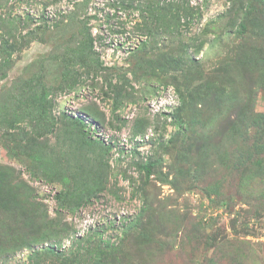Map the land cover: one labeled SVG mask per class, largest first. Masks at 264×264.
Listing matches in <instances>:
<instances>
[{
    "label": "rangeland",
    "instance_id": "rangeland-1",
    "mask_svg": "<svg viewBox=\"0 0 264 264\" xmlns=\"http://www.w3.org/2000/svg\"><path fill=\"white\" fill-rule=\"evenodd\" d=\"M75 9L84 25L53 32ZM0 21L21 46L0 178L30 212L7 229L1 206L0 264H264V2L0 0Z\"/></svg>",
    "mask_w": 264,
    "mask_h": 264
},
{
    "label": "trees",
    "instance_id": "trees-1",
    "mask_svg": "<svg viewBox=\"0 0 264 264\" xmlns=\"http://www.w3.org/2000/svg\"><path fill=\"white\" fill-rule=\"evenodd\" d=\"M256 2H264V0H255ZM85 4L80 5L79 8H84ZM169 8L168 10H170V4L168 5ZM165 10L167 8H164ZM79 9H75L74 11L70 12L69 15L66 16V23L63 24V22H57V23H53L52 26L54 28L53 32L56 33H62L64 35V31L69 29H73L75 26L79 25H84V20L85 19H80L79 18V14L78 11ZM167 12V11H166ZM75 18H77V20H75ZM77 23V24H76ZM41 27H37V31H41L42 32H47L49 31L48 29V25L46 21H43ZM240 33L239 34H244V32L246 31V25L244 23H240ZM14 25L12 24L11 21H0V73L2 75V77H6V73L3 72V67L5 66H9V64L11 63V56L13 54L14 51H18L20 50V44H19V40L16 41L15 39H13V30H14ZM264 28V26H263ZM83 30V27H81L80 31ZM79 30H78V36H79ZM62 35V36H63ZM10 36L11 41H9V39L6 40V37ZM61 36V37H62ZM82 41L79 45L75 44V42L70 41L69 43L65 44L63 47V50L65 52H70L71 57L70 58H63L62 59V65L64 68H67L68 70V66H71L72 64H77L78 66H83L84 64H86V59L89 55V53L92 50V44H91V38L89 37V34H83L82 35ZM22 39L24 40L25 38L22 37ZM52 40L58 41L61 39H57L55 37H52ZM54 42L55 48L53 47V49L51 50V52L49 53V56L47 59H49V62L57 64L59 66L56 56L57 54H59V49L60 46L57 45ZM59 48V49H58ZM56 54V56H55ZM75 60V61H74ZM98 65V64H97ZM40 67V66H39ZM95 68H97V66H95ZM94 68V69H95ZM40 72V70H39ZM39 75L41 74H35L32 76V79L27 80L28 82H33V81H39L41 80V76L39 78ZM39 85V84H38ZM29 86H31V84H29ZM10 103L11 100H4V103H2V106L7 107V108H13V105L10 106L7 105V103ZM140 169L144 172V176L146 179L149 178L150 174H151V165L150 164H144L142 166H140ZM0 171L1 168H0ZM14 179L10 176V175H5L4 177L0 178V186H4L2 189H0V208L1 206H6V208H8L7 211V215L3 214L1 215V219L3 220V218H5L7 221H5L6 225H7V229L10 228V225L12 220L16 217H18L20 215V217L22 219H24V217L26 215H29L28 213H30L27 210H23L22 208H24V206L19 205V201L15 200V197L17 195V190H18V186L14 185L13 183ZM14 185V187H12ZM13 202V203H12ZM22 207V208H21ZM12 217V220H8V218ZM35 218V226H28L25 224H22L20 222V224L18 225L20 228L23 229L22 233H21V237L22 236H26L24 237V239L27 241V243L31 242L34 240L35 237L32 236V234H28L27 230L30 232V230H37V226L43 225L45 222L43 221H38ZM16 222V221H15ZM42 227V226H41ZM38 232V231H37ZM17 236V235H16ZM42 236H44V234H42ZM10 238V239H9ZM23 239V238H22ZM7 241V244L11 243V235L8 234L7 237H4L3 239V243H5ZM9 241V242H8ZM51 253H55V250H51L49 251Z\"/></svg>",
    "mask_w": 264,
    "mask_h": 264
}]
</instances>
